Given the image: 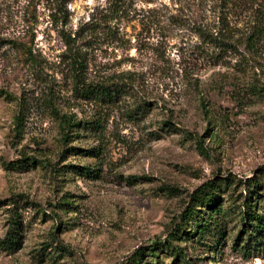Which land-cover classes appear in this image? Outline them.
Segmentation results:
<instances>
[{
	"label": "rangeland",
	"instance_id": "1",
	"mask_svg": "<svg viewBox=\"0 0 264 264\" xmlns=\"http://www.w3.org/2000/svg\"><path fill=\"white\" fill-rule=\"evenodd\" d=\"M253 25L264 0H0V264H264Z\"/></svg>",
	"mask_w": 264,
	"mask_h": 264
},
{
	"label": "trees",
	"instance_id": "2",
	"mask_svg": "<svg viewBox=\"0 0 264 264\" xmlns=\"http://www.w3.org/2000/svg\"><path fill=\"white\" fill-rule=\"evenodd\" d=\"M253 29L250 31V32H247L245 33L246 36H245V44H246V47L250 50V51H264V25H253L252 26ZM226 31H229V29H226ZM214 38H210L209 40L211 42L214 43V47H217L221 50H225L227 49L226 47H228L230 43H228V40H230L231 37H226V36H214ZM89 88H91V86H89ZM88 88V89H89ZM99 90H103L104 88L100 89L98 88ZM105 90V89H104ZM20 124V123H19ZM31 158H27L25 157L23 160H18L15 162H12V163H8L6 166L8 167H13V168H23L24 164H21V162H27L28 160H30ZM32 163L34 164L35 159L31 160ZM28 165H25V167H27ZM206 188V185H204V187L202 189H205ZM212 189V186L210 188V190ZM205 198V202L208 204V205H213L212 204V198L211 195L209 194L208 196L204 197ZM248 200V199H247ZM216 201V200H214ZM20 206V203L19 201H14L13 202V207L11 209L12 211V219L10 221L11 225H10V228L8 230V233H7V236L4 240L1 241V246H3L4 248H11L12 245L16 239H18V232L22 229L23 227V224H22V221H21V216H20V213H19V208ZM214 211H219L217 208L216 209H213ZM250 216H256V220H258V223H256L255 227L257 229L256 231V234L253 236V241H254V244L255 242L256 243H262V240H258L259 237H262L263 241H264V216H257L254 214V212L250 213L249 211H245L244 213V219H249L251 220L252 222V218L253 217H250ZM210 225H211V221H207L204 226H200L199 228V232L201 235L205 234L206 232L209 231V228H210ZM256 238V239H255ZM169 246H172L171 243L169 242L168 243ZM263 248H264V244H263ZM155 249H153L154 251ZM173 251H176L175 252V255L178 258L184 256L183 255V252L178 249H174ZM187 264H193V263H190L188 262Z\"/></svg>",
	"mask_w": 264,
	"mask_h": 264
}]
</instances>
